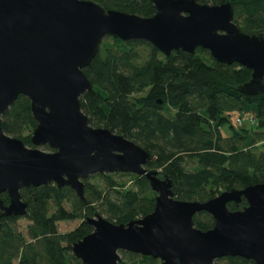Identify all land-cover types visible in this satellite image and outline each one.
Returning <instances> with one entry per match:
<instances>
[{"label": "water", "instance_id": "obj_1", "mask_svg": "<svg viewBox=\"0 0 264 264\" xmlns=\"http://www.w3.org/2000/svg\"><path fill=\"white\" fill-rule=\"evenodd\" d=\"M150 1L156 13L143 17L93 0H0V216L27 215L24 187L69 186L85 200L91 175L133 173L149 180L157 194L155 209L127 223L99 213L89 216L93 231L72 245L82 264H119L120 250L162 264H216L226 256L264 264V182L225 190L207 201L180 200L168 175L148 170L150 151L108 127L92 125L82 108L81 97L93 88L85 68L106 36L147 41L165 56L205 48L219 62L252 70L239 92L264 94V33L244 32L234 21L231 0ZM19 95L30 99L37 122L33 146L3 127L2 116ZM242 197L247 200L243 208L228 207ZM202 211L213 216V228L194 225V215Z\"/></svg>", "mask_w": 264, "mask_h": 264}, {"label": "trees", "instance_id": "obj_2", "mask_svg": "<svg viewBox=\"0 0 264 264\" xmlns=\"http://www.w3.org/2000/svg\"><path fill=\"white\" fill-rule=\"evenodd\" d=\"M106 9L151 17L150 0H93ZM219 4L226 0H197ZM234 21L247 33H264V0H231ZM93 88L81 97L92 125L108 127L152 153L148 170H159L174 182L180 200L207 201L222 191L264 182V94L246 95L238 85L252 70L238 63L216 60L209 50H175L165 56L144 40L123 41L106 36L99 52L85 68ZM161 101V102H160ZM249 115L251 127L237 129L231 115ZM6 133L28 146L37 125L30 99L19 95L2 116ZM228 125L231 134L221 128ZM45 149L52 150L49 146ZM29 202L22 217L0 216V264H82L72 251L74 242L93 231L87 218L99 213L127 223L155 209L156 192L146 176L133 173L93 174L86 180L85 200L69 186L54 183L21 189ZM5 204L8 193H2ZM247 205L242 197L231 210ZM80 220L72 231L61 232L60 221ZM202 230L214 227L206 211L194 215ZM119 264H162L158 258L120 250ZM216 264H256L241 256L218 258Z\"/></svg>", "mask_w": 264, "mask_h": 264}, {"label": "rangeland", "instance_id": "obj_3", "mask_svg": "<svg viewBox=\"0 0 264 264\" xmlns=\"http://www.w3.org/2000/svg\"><path fill=\"white\" fill-rule=\"evenodd\" d=\"M238 118H241V122L237 121ZM231 124H233L237 129H240L242 127L243 128H247V127L250 128L251 124H252V120H251L250 116L247 114L241 116V113L233 112L231 115ZM221 130H222V133L226 136L231 134L230 127L228 125L223 126L221 128ZM40 148L43 150H46V151H50L48 149H45L44 147H40ZM29 222L30 221L25 217H22L21 219H19L18 224H19L20 229L25 232ZM80 222H81L80 220L60 221L58 223L59 230L61 232L72 231L80 224Z\"/></svg>", "mask_w": 264, "mask_h": 264}, {"label": "built area", "instance_id": "obj_4", "mask_svg": "<svg viewBox=\"0 0 264 264\" xmlns=\"http://www.w3.org/2000/svg\"><path fill=\"white\" fill-rule=\"evenodd\" d=\"M237 121H238V122H241V118H238Z\"/></svg>", "mask_w": 264, "mask_h": 264}]
</instances>
